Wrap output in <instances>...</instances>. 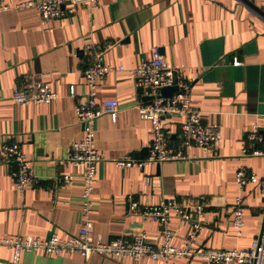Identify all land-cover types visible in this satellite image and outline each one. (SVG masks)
<instances>
[{
  "label": "crops",
  "instance_id": "1",
  "mask_svg": "<svg viewBox=\"0 0 264 264\" xmlns=\"http://www.w3.org/2000/svg\"><path fill=\"white\" fill-rule=\"evenodd\" d=\"M0 11V144L18 142L36 177L17 192L9 163L0 159V264H10L11 250L1 243L10 236L66 238L80 228L82 169L68 163L69 146L83 137L75 105L87 86L83 68L86 46L108 45L103 62L122 66L99 80L96 100L115 99V119L96 121L95 145L101 156L91 192L92 232L103 240L143 232L160 242L159 227L127 213V195L143 204L176 198L205 204L195 246L247 248L264 224V197L258 183L243 190L235 172L244 168L264 178V155L242 149H264V18L242 0H101L78 7L72 15L45 20L25 0H3ZM264 11V0H250ZM156 46L170 66L183 68L192 104L205 124L220 130L216 156L190 146L188 158L143 166L117 163L125 156L145 159L152 123L139 116L137 105L150 95L137 90L130 71ZM238 61V64L233 62ZM27 77L39 78L56 93L52 103L19 104L12 89ZM74 87V95L70 94ZM184 117L162 118L168 143L175 145ZM259 139L249 140L253 126ZM59 174H71L70 185L54 188ZM243 197L244 225L232 226L234 198ZM188 223L172 218L173 244L180 247ZM21 264H202L201 258L170 260L110 258L93 254L45 255L24 252Z\"/></svg>",
  "mask_w": 264,
  "mask_h": 264
},
{
  "label": "built area",
  "instance_id": "2",
  "mask_svg": "<svg viewBox=\"0 0 264 264\" xmlns=\"http://www.w3.org/2000/svg\"><path fill=\"white\" fill-rule=\"evenodd\" d=\"M101 0H25L18 7L33 6L45 20L61 18L74 14L78 7H89ZM10 6L0 0V11ZM108 45L86 46L87 58L83 68V76L87 86L84 99L75 105L77 121L82 125L83 137L73 142L68 149L67 161L82 169V222L76 234L66 238L53 234L49 238L32 236H10L3 238L1 243L11 250L10 264H21L24 252L42 253L45 255L78 254L88 258L93 254L110 258H131L170 260L172 258H201L202 264H264V224L247 248H207L195 246L199 231L202 229V216L205 204L199 200L186 204L185 200L165 198L157 204H143L132 195H127V213L130 217L143 222L154 221L159 227L160 242H151L143 232L123 234L111 240H103L92 232V203L96 165L101 156L95 145L96 121L102 114H110L115 119L118 102L115 99L96 100L99 80L112 71L123 70L122 66H113L103 62V54ZM238 64V61L233 62ZM183 68L170 66L160 54L158 47L153 46L146 52L145 58L130 74L137 90L153 96L148 102L137 105L141 118L152 123V139L145 159H133L125 156L117 163L123 166H143L145 163H162L179 161L188 158L186 153L190 146H197L207 153L216 156L220 140V130L216 126L205 124L202 112L192 104L190 84L184 79ZM177 86L171 96L160 95V89L166 86ZM70 94L74 95V87L70 86ZM57 99V93L39 78L27 77L12 89L11 100L14 103H52ZM179 114L184 117L180 127L178 141L175 145L168 143V138L162 124V118L167 115ZM258 128L253 126L248 135L249 140L259 139ZM242 154L264 155V149L252 151L242 149ZM0 159L9 163V174L13 184L20 194L27 187L33 186L36 177L31 170L21 145L12 140L0 144ZM235 179L243 190L248 183H258L260 194L264 197V178L254 172L241 168L235 172ZM74 180L71 174H59L55 178L54 188L70 185ZM243 197L234 198L231 209L232 226L237 234L244 225ZM177 217L180 223H188L183 246H176L172 240V218Z\"/></svg>",
  "mask_w": 264,
  "mask_h": 264
},
{
  "label": "water",
  "instance_id": "3",
  "mask_svg": "<svg viewBox=\"0 0 264 264\" xmlns=\"http://www.w3.org/2000/svg\"><path fill=\"white\" fill-rule=\"evenodd\" d=\"M245 4H247L250 8L258 12L264 18V11L255 6L250 0H242ZM175 91H177V86H166L160 89V95L162 96H171ZM153 96L150 95V99Z\"/></svg>",
  "mask_w": 264,
  "mask_h": 264
}]
</instances>
